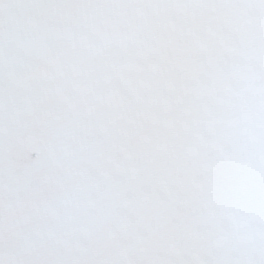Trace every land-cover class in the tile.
Returning <instances> with one entry per match:
<instances>
[{
    "label": "snow or ice",
    "instance_id": "snow-or-ice-1",
    "mask_svg": "<svg viewBox=\"0 0 264 264\" xmlns=\"http://www.w3.org/2000/svg\"><path fill=\"white\" fill-rule=\"evenodd\" d=\"M0 264H264V0H0Z\"/></svg>",
    "mask_w": 264,
    "mask_h": 264
}]
</instances>
